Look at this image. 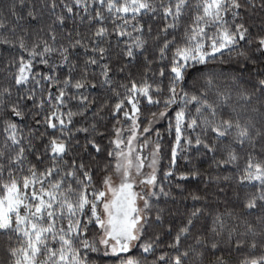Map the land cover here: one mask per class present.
Listing matches in <instances>:
<instances>
[{
    "label": "snow or ice",
    "instance_id": "obj_1",
    "mask_svg": "<svg viewBox=\"0 0 264 264\" xmlns=\"http://www.w3.org/2000/svg\"><path fill=\"white\" fill-rule=\"evenodd\" d=\"M0 132V264H264V0H0Z\"/></svg>",
    "mask_w": 264,
    "mask_h": 264
},
{
    "label": "trees",
    "instance_id": "obj_2",
    "mask_svg": "<svg viewBox=\"0 0 264 264\" xmlns=\"http://www.w3.org/2000/svg\"><path fill=\"white\" fill-rule=\"evenodd\" d=\"M2 140H3V133L0 132V141H2ZM104 143H107V141H104ZM241 163H243V162L241 161ZM179 164H180V166L182 168L183 165H184V161H179ZM201 164H202V167L204 169L208 168L207 163L201 162ZM167 165H168V159H167V157H165L162 160V168L164 170H166ZM164 183L166 185L168 184L167 181H164ZM174 184H175V181H173V188H172L173 194H177L179 192V190L174 188ZM188 188L191 189V191H196L197 188L202 189L203 185L202 184H196L195 182H191V183H189ZM194 203H197V205H198V202H193L191 200L190 196L187 199H181L178 196L175 201H169L168 202V207L173 208L174 210L175 209H179V214H177V216L175 217V222L177 224L179 223V220L181 219V215L180 214H183L186 209L188 211H190ZM2 243H3V238L0 237V244H2ZM133 251H136V249H134ZM114 260H115V258H105L106 264H114Z\"/></svg>",
    "mask_w": 264,
    "mask_h": 264
},
{
    "label": "rangeland",
    "instance_id": "obj_3",
    "mask_svg": "<svg viewBox=\"0 0 264 264\" xmlns=\"http://www.w3.org/2000/svg\"><path fill=\"white\" fill-rule=\"evenodd\" d=\"M147 170V169H146Z\"/></svg>",
    "mask_w": 264,
    "mask_h": 264
}]
</instances>
